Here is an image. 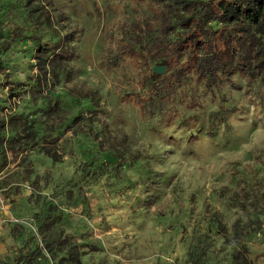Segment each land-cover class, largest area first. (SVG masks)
Segmentation results:
<instances>
[{"label":"rangeland","instance_id":"1","mask_svg":"<svg viewBox=\"0 0 264 264\" xmlns=\"http://www.w3.org/2000/svg\"><path fill=\"white\" fill-rule=\"evenodd\" d=\"M39 1L49 20L0 0V120L35 134L0 127V264H68L69 248L80 264H264V78L248 94L237 72L211 87L190 74L144 108L143 71L120 52L127 22L155 17L145 0ZM13 22L23 37L2 41ZM65 32L66 68L40 87L35 44Z\"/></svg>","mask_w":264,"mask_h":264},{"label":"trees","instance_id":"2","mask_svg":"<svg viewBox=\"0 0 264 264\" xmlns=\"http://www.w3.org/2000/svg\"><path fill=\"white\" fill-rule=\"evenodd\" d=\"M141 1V0H137ZM155 14L140 21L127 22L128 37L121 40L120 54L135 60L142 72L143 92L135 94L136 102L144 108L151 103L166 100L174 90L185 83L190 74L211 87L221 79V74L238 73L245 79V91L249 94L255 80L264 78V0H145ZM31 9L39 11L49 20L44 5L39 0H25ZM35 24L31 22L29 28ZM27 27V28H28ZM23 28L11 23L3 40L21 39ZM69 33L58 36L50 45L37 42L35 45L37 84H50L49 78L58 79L66 66L62 57L68 55ZM120 47V46H119ZM114 60V59H113ZM165 65V73L158 75L152 70V62ZM49 77V78H48ZM86 95V94H85ZM154 95L157 98H154ZM52 100L48 110H56ZM218 123V114H210L208 132L212 133ZM10 127L15 137L34 139L31 123L18 114L0 120V127ZM111 150L119 151L114 141ZM56 160L55 151L45 150ZM121 155V153L119 154ZM134 157V156H132ZM254 229L252 221L239 227L242 239ZM49 239L62 250L69 238H61L50 230ZM71 245V244H70ZM71 247V246H70ZM68 264H80L77 251L68 249Z\"/></svg>","mask_w":264,"mask_h":264},{"label":"water","instance_id":"3","mask_svg":"<svg viewBox=\"0 0 264 264\" xmlns=\"http://www.w3.org/2000/svg\"><path fill=\"white\" fill-rule=\"evenodd\" d=\"M152 70L154 73L162 74L165 71V65L163 64H155L152 66Z\"/></svg>","mask_w":264,"mask_h":264}]
</instances>
